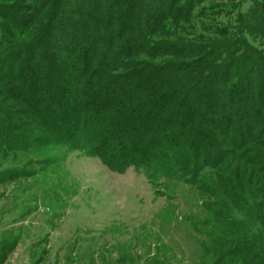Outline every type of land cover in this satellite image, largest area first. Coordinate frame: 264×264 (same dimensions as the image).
Returning <instances> with one entry per match:
<instances>
[{
  "label": "trees",
  "instance_id": "obj_1",
  "mask_svg": "<svg viewBox=\"0 0 264 264\" xmlns=\"http://www.w3.org/2000/svg\"><path fill=\"white\" fill-rule=\"evenodd\" d=\"M83 134L211 191L213 264H264V0H0V183Z\"/></svg>",
  "mask_w": 264,
  "mask_h": 264
},
{
  "label": "rangeland",
  "instance_id": "obj_2",
  "mask_svg": "<svg viewBox=\"0 0 264 264\" xmlns=\"http://www.w3.org/2000/svg\"><path fill=\"white\" fill-rule=\"evenodd\" d=\"M83 135L88 154L71 150L61 162L26 168L28 153L12 160L27 172L0 183V246L14 244L0 264H213L202 247L212 232L211 191L150 182L134 165L113 170L94 154L98 139ZM107 142L102 152L119 166L115 140ZM48 148L40 151L56 153Z\"/></svg>",
  "mask_w": 264,
  "mask_h": 264
}]
</instances>
